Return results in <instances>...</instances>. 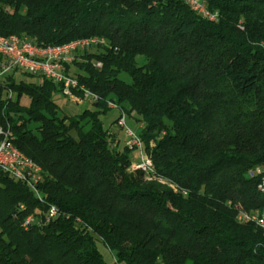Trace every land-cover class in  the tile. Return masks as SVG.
I'll use <instances>...</instances> for the list:
<instances>
[{
  "label": "trees",
  "instance_id": "trees-1",
  "mask_svg": "<svg viewBox=\"0 0 264 264\" xmlns=\"http://www.w3.org/2000/svg\"><path fill=\"white\" fill-rule=\"evenodd\" d=\"M206 1L217 21L182 0H0L1 35L108 43L68 65L99 97L78 115H59L42 76L0 78V126L43 175L37 194L0 169V264H264V229L237 219L264 207L248 175L264 165V0ZM110 102L116 125L136 113L155 174L176 189L131 169L102 121ZM32 213L43 222L25 227Z\"/></svg>",
  "mask_w": 264,
  "mask_h": 264
},
{
  "label": "built area",
  "instance_id": "built-area-1",
  "mask_svg": "<svg viewBox=\"0 0 264 264\" xmlns=\"http://www.w3.org/2000/svg\"><path fill=\"white\" fill-rule=\"evenodd\" d=\"M196 13L202 15L210 21H217L219 13L211 11L207 7L206 0H182ZM103 37L90 36L77 38L59 45H38L26 36L16 34H0V78L10 71H21L32 75L42 76L54 83L59 90L71 100L81 103L85 100L95 102L98 95L79 82L77 76L68 67L73 63L76 55L82 50L97 46L107 45ZM96 66H102L97 61ZM111 108H117V104L110 102ZM118 126L125 127V113L122 112L118 120ZM126 145L131 149H138L141 153V161L132 163V170H142L145 177L160 179L163 184L175 188L170 183L155 174V167L150 156L144 151V145L138 133L127 128ZM0 169L10 174L17 180L26 182L37 194L38 184L42 180V167L34 160L18 149L11 140L9 131L0 126ZM250 177H259L258 190H262L264 184V165H257L248 172ZM42 200V198H40ZM24 209V205H21ZM56 206L51 205L45 213V221L50 222L59 216ZM237 219L242 223H251V220H259V224H264V207L254 212L241 211ZM43 220L36 214H29L24 224L30 227L34 223H42ZM264 232V231H263Z\"/></svg>",
  "mask_w": 264,
  "mask_h": 264
},
{
  "label": "rangeland",
  "instance_id": "rangeland-1",
  "mask_svg": "<svg viewBox=\"0 0 264 264\" xmlns=\"http://www.w3.org/2000/svg\"><path fill=\"white\" fill-rule=\"evenodd\" d=\"M8 9H11V8L9 7ZM76 70H77V67L73 64L71 66V72H75ZM15 76H16L17 81L25 80V81L39 82L41 80L40 79L41 77L39 76L29 75L21 71H17ZM52 99L59 105V115L60 116L78 115L86 108H91L92 103H93L89 100H85L81 103H77L71 100L69 97L65 96L60 90H57L53 93ZM22 102L26 105L29 104V98L24 96L22 99ZM120 114H121V109L113 108L109 110L106 114L102 115V121L106 128L119 131L120 148L124 149L126 147V142H127V133H126L127 128H130L134 132L139 133L141 130V123L135 120V117H136L135 112H133L132 115H128L127 113H125L126 126L125 127L118 126L115 124V121ZM89 128H90V125L88 123H85L84 129L88 130ZM130 156H131L133 163H139L142 159L141 153L138 149H131ZM97 245H98L99 250L103 254L104 258L108 262L110 263L116 262L113 253L103 243L102 240L100 239L97 240ZM117 264H125V263L122 262V263H117Z\"/></svg>",
  "mask_w": 264,
  "mask_h": 264
},
{
  "label": "bare ground",
  "instance_id": "bare-ground-1",
  "mask_svg": "<svg viewBox=\"0 0 264 264\" xmlns=\"http://www.w3.org/2000/svg\"><path fill=\"white\" fill-rule=\"evenodd\" d=\"M207 2V1H206ZM218 12V11H217ZM76 40V39H75ZM74 41V40H72ZM36 163V162H35ZM37 165H39L38 163H36ZM251 171V169L249 170ZM160 180V179H159ZM162 181V180H160ZM163 182V181H162ZM261 193H264V184L262 185V190H259ZM259 210V209H258ZM251 222H255L256 224L260 225V227H262L264 229V224H259V220H251ZM25 227H28L27 225L24 224Z\"/></svg>",
  "mask_w": 264,
  "mask_h": 264
}]
</instances>
